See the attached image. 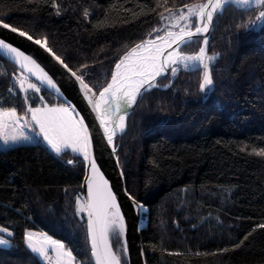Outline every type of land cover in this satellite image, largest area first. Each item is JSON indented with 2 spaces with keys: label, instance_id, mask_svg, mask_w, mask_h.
<instances>
[{
  "label": "trees",
  "instance_id": "1",
  "mask_svg": "<svg viewBox=\"0 0 264 264\" xmlns=\"http://www.w3.org/2000/svg\"><path fill=\"white\" fill-rule=\"evenodd\" d=\"M54 2L59 15L53 0H0V18L46 38L99 93L126 52L161 33L153 32L161 13L206 0ZM261 10L229 6L214 19L207 55H219L206 95L202 67L168 72L158 84L171 86L139 100L116 137L127 186L146 207L147 264H264V21L243 26ZM202 42L196 37L183 49L196 52ZM19 70L0 54L1 108L24 113L63 101L30 76L40 91L21 89ZM84 172L81 153H57L42 140L0 146V224L12 233L0 245V264H47L26 244L28 228L61 239L79 264H95L85 211H77ZM111 238L128 264L123 237Z\"/></svg>",
  "mask_w": 264,
  "mask_h": 264
},
{
  "label": "snow or ice",
  "instance_id": "2",
  "mask_svg": "<svg viewBox=\"0 0 264 264\" xmlns=\"http://www.w3.org/2000/svg\"><path fill=\"white\" fill-rule=\"evenodd\" d=\"M166 2V0H165ZM53 6L56 7L57 15L60 14L59 5L55 4L53 0ZM229 6H236L241 9L249 10L255 7L264 8V0H206L205 3L188 5L184 4V7L177 9L176 13H173L171 9H168L169 16L165 17L163 13L160 14L161 19H175L177 24L179 21H186L185 26L181 27L178 32L171 30L165 31L163 36L157 34L155 39H149L137 44L130 51H128L123 57L119 59V62L115 64V70L111 72V80L99 91V95H89L92 92L90 87L84 80L83 75H77L73 72L68 65L64 63L60 56H57L52 52L51 48H47L46 38L42 43L37 39L36 44L42 45L46 50L66 68L77 81L80 82L81 88L84 90V94L88 99V102L92 105L93 111L97 113L100 120V124L104 128V133L107 137L109 144H113V137L116 132H123L126 128V118L130 115L133 107L138 104L139 100H142L144 96L152 89L160 87L169 88V84H157V78L165 75L170 70L173 77L177 76L178 72L183 69L187 70H199L203 69L201 81L199 83V91L202 94H207L209 90L214 87V80L210 69V63L214 62L219 54L213 56L206 55V46L208 44V37L205 35L209 33L210 28L214 23L216 17L223 15L224 11ZM185 9L187 10L185 12ZM178 13V15H177ZM84 15L87 17L88 12L85 11ZM192 18H195V23H192ZM264 21V10L259 11L255 20L248 21L243 26L248 28L250 25L254 26L258 22ZM3 23L0 18V24ZM175 26V25H174ZM4 28H10V25L3 24ZM195 30L192 31L191 28ZM11 31L19 32V35L27 37L32 40L27 32L19 31V29L12 27ZM159 29H153V32L159 33ZM152 34L149 33V36ZM203 36V46L199 48V51L193 55H186L179 51L181 46L190 44L194 37ZM0 49H3L7 54H11L18 64L22 68H27V64H32L41 73L37 77L41 84L46 83L49 87L55 88L57 92L59 89L56 87L55 82L42 68L33 60L30 56L24 54L18 48L13 47L10 43L0 39ZM138 50H142L145 54H140ZM135 57V59H133ZM207 61V62H206ZM82 68H87L88 65H81ZM32 72L31 68L27 69ZM35 75V73H32ZM20 87L24 91L29 89L39 92V87L34 83H29L27 89L24 88V80H20ZM43 99V97H41ZM28 111L32 114L33 121L39 125L41 133L44 135V139L52 146V148L60 153L63 148H67L69 144L72 145L74 152L81 153L85 160L90 159V146L91 138L88 134L87 126L84 124L81 117L77 121H57L54 120L52 114L54 113H67V108H32L29 107ZM2 116V114H0ZM9 119L13 123L19 124V117L16 116V109L13 108L8 113ZM8 125L3 123L0 119V139H3L5 144L9 142H17L20 140L29 139L24 135L23 131L19 134H6L2 131ZM115 152V147H113ZM259 155H264V150H261ZM69 164L73 161L69 160ZM91 171L93 174L98 172L96 162L91 159ZM105 186L103 189L100 185L96 186V193H105L103 195L100 206L97 211V219H92V212H89L88 231L91 239L92 256L95 258L96 264H121V256L114 252L109 244L110 235L122 236L125 232L124 218L120 213L119 205L116 203V197L111 192V189L107 187V181H103ZM89 195H93L92 183H89ZM77 211L84 210L79 207V200L77 201ZM85 207L91 208V204L85 205ZM142 209V205H137ZM101 216L104 217L101 219ZM110 217V218H109ZM259 227L264 228V225ZM0 232L7 233L11 236L12 233L8 231L7 227H0ZM33 234L26 233L25 240L28 247L33 252L39 253L46 259L47 249L43 247H36L32 243ZM57 245L59 249H63V245L58 241L52 242ZM10 241L5 236L0 235V245H9ZM238 246V245H237ZM224 249L223 251H227ZM121 254L127 255V244H123L121 248ZM199 254V253H197ZM59 255H67L71 258V252L63 253Z\"/></svg>",
  "mask_w": 264,
  "mask_h": 264
},
{
  "label": "water",
  "instance_id": "3",
  "mask_svg": "<svg viewBox=\"0 0 264 264\" xmlns=\"http://www.w3.org/2000/svg\"><path fill=\"white\" fill-rule=\"evenodd\" d=\"M3 20V19H2ZM3 24L10 25V28H4ZM213 26V25H212ZM17 28L19 31L27 32L32 36V40L27 39L25 36L19 35V32L11 31V28ZM212 27L210 28L209 33H206L208 41L210 38V33ZM196 38V37H194ZM193 38V39H194ZM0 39L4 40L7 43H10L13 47L18 48L20 51L24 52L25 55L30 56L36 63L43 69L45 73L55 82L56 87L59 89V92L55 88L49 87L46 83L42 84L50 91H52L58 98H61L65 103H67L78 120L82 117L84 124L87 126L88 134L91 138L90 146V159L85 160V172L82 180V190L84 196L85 205L91 204L92 207H85V214L87 219V229L89 221V212H92V219L95 221L97 219V211L99 209V194L96 193L95 189L97 185L103 189V181H107V187L111 189V192L116 197V203L119 205L120 213L124 218L125 232L123 234L124 243L127 244V260L128 264H147L146 252L143 245V228L147 225L143 217V211L145 210V205L141 202L135 195H133L126 181L125 172L120 163L118 154H117V145L116 137L122 133L117 132L113 137V144H109L107 137L104 133V128L100 124V120L97 116V113L93 111L92 105L88 102L87 97L84 94V90L81 88L80 82L75 79L72 74L63 67L47 50L44 46L38 45L35 43L37 39L44 42L45 38L37 37L30 32L6 21L3 20V23L0 24ZM47 48H51L57 56H60L49 44L46 39ZM208 49V44H207ZM0 54L4 57L15 63L19 68L25 71L30 77L37 79L41 75L38 69H36L32 64L28 63L27 68H22L20 64L16 62L11 54H7L3 49H0ZM65 64L68 65V68H71L73 72L79 74L73 67H71L63 58L60 56ZM119 62V61H118ZM31 68L32 72H29L27 69ZM32 73H35L33 75ZM166 72L165 74H167ZM157 78L156 83L158 84ZM85 82L92 87V92L89 95L98 96L99 93H96L94 87L90 82L84 78ZM110 82V81H109ZM40 83V82H39ZM41 84V83H40ZM102 90V89H101ZM134 108V107H133ZM128 117L126 118V128H127ZM125 128V130H126ZM124 130V131H125ZM123 131V132H124ZM113 147H115V152H113ZM91 159H94L98 172L93 174L91 171ZM92 183L93 186V195H89V183ZM105 194V193H104ZM137 205H142L143 208L140 209ZM89 236V231H88ZM111 246V239L109 237ZM89 243L91 247V239L89 236ZM114 249V248H113ZM115 251V249H114ZM116 252V251H115ZM92 253V248H91ZM117 253V252H116ZM117 255H119L117 253ZM93 257V256H92ZM96 264L95 258L93 257ZM121 264H123L121 260Z\"/></svg>",
  "mask_w": 264,
  "mask_h": 264
},
{
  "label": "rangeland",
  "instance_id": "4",
  "mask_svg": "<svg viewBox=\"0 0 264 264\" xmlns=\"http://www.w3.org/2000/svg\"><path fill=\"white\" fill-rule=\"evenodd\" d=\"M194 4H201V3L198 2V3L188 4V5L191 6V5H194ZM183 7L184 6H181L178 9H181ZM172 11H173V13H176V10H172ZM186 11L187 10L185 9V12ZM163 15L165 17H168L169 16V12H166ZM177 15H178V13H177ZM191 22L195 23V18H192ZM185 23H186V21H179V23L177 24V21L175 19H163L162 26L159 28V30H160L159 32H161L159 35L163 36L165 34V31H167V30L178 32L181 27L185 26ZM191 30L193 31V28ZM155 37L156 36L150 37L147 40H149V39H153L154 40ZM201 46H202V44H201ZM180 49H181V52H184V53H193V51L191 52V51H189V50H187L185 48L183 49V46H181ZM140 51L141 50H138L139 53H140ZM133 59H135V57ZM19 69L20 70L18 72H16L19 75V79L17 81L19 86H20V80L23 79L24 80V88L25 89H27V85L29 83L36 84L39 87V89H40V86L37 84V82H35L31 78H29V75L25 71H23L21 68H19ZM168 72H170V70ZM27 91H31V89H29ZM30 107H32V108H42V109L45 108V107L46 108H67L69 110L67 113H54V114H52L53 119L57 120V121H67V122L77 121L78 120V118L75 115V113L72 110V108L67 103H65L64 101H54V102H51V103H48V102L47 103H41V104L33 105V106H30ZM13 108L14 107H6V108H1L0 107V110H3L5 112L4 114L6 115L5 116L6 119L9 120L10 122L12 120L9 119L8 113ZM16 116L20 118L19 119V124H15L14 123V126H10V124H9V126L5 130V133L11 135V134H19L21 131H23L24 135L28 136L29 139L20 140V141L14 142V143L13 142H9L8 144H5L3 142V139H0V146H8V145H11V144L26 143V142H33L35 140H42L43 142L48 144L49 147L53 151H55L52 148V146L48 143V141L44 139V135H43V133H41L39 125L36 124V122L33 121V119H32L31 112L28 111V112L20 113L16 109ZM4 123H6V122H4ZM64 149H68V150L73 151L71 144H69V146L67 148H63L62 150H64ZM75 153H78V152H75ZM80 207L83 208L84 211H85L84 197L80 200ZM0 227H6V226H3V225L0 224ZM8 231L11 232V229L8 228ZM29 232L33 234L32 243L36 247H43V248L47 249V254H48V251L51 250V249L56 251V253H57L56 264H79V261L76 259L74 253L66 245H64V243H63V241L61 239L55 237L54 235H52L48 231L42 230V229L28 228L25 231V235H26V233H29ZM0 235L5 236L7 239H9L7 233L0 232ZM122 237H123V235H122ZM110 239H111V243H112L111 235H110ZM9 241H10V239H9ZM56 241H58L60 244H62L64 246L62 250L59 249L55 243H52V242H56ZM25 242H26V240H25ZM123 242H124V240H123ZM26 244H27V242H26ZM112 245H113V243H112ZM113 248H114V246H113ZM115 251L117 252L116 249H115ZM61 252H63V253L71 252V258H69L67 255H59ZM34 253L37 254L41 259H43L46 262V258L44 256H41L37 252H34Z\"/></svg>",
  "mask_w": 264,
  "mask_h": 264
},
{
  "label": "built area",
  "instance_id": "5",
  "mask_svg": "<svg viewBox=\"0 0 264 264\" xmlns=\"http://www.w3.org/2000/svg\"><path fill=\"white\" fill-rule=\"evenodd\" d=\"M13 77L16 79V81H18V79H19L18 73L15 72L13 74ZM3 122H6L8 125L10 124V126H14V123L12 121L10 122L7 119H4ZM69 160L74 162V158L73 157H69L68 161ZM47 256L49 257V258L46 259V263L47 264H56L57 253H56L55 250H53V249L49 250Z\"/></svg>",
  "mask_w": 264,
  "mask_h": 264
},
{
  "label": "bare ground",
  "instance_id": "6",
  "mask_svg": "<svg viewBox=\"0 0 264 264\" xmlns=\"http://www.w3.org/2000/svg\"><path fill=\"white\" fill-rule=\"evenodd\" d=\"M192 28H193V31H194L195 28H194V27H192ZM192 28H191V29H192ZM148 38H149V37H148ZM145 40H146V39H145ZM142 42H143V41H142ZM140 43H141V42H140ZM140 43H139V44H140ZM135 46H136V45H135ZM135 46H134V47H135ZM202 46H203V44H202ZM132 48H133V47H132ZM132 48H131V49H132ZM131 49H130V50H131ZM130 50H129V51H130ZM179 51L181 52V49H179ZM198 51H199V50H198ZM198 51H197V52H198ZM182 53H183V54H186V55H193V54H195L196 52H193V53H184V52H182ZM140 54H145V53H143V51L141 50V51H140ZM206 54H207V47H206ZM122 57H123V56H122ZM117 132H118V131H117ZM117 132H116V133H117ZM103 195H105L103 192L99 194V206H100V201H101ZM103 218H104V217L101 216V219H103ZM109 218H110V217H109ZM109 244H110V241H109ZM110 246H111V244H110ZM111 248H112V250L114 251V249H113L112 246H111ZM114 252H115V251H114Z\"/></svg>",
  "mask_w": 264,
  "mask_h": 264
},
{
  "label": "crops",
  "instance_id": "7",
  "mask_svg": "<svg viewBox=\"0 0 264 264\" xmlns=\"http://www.w3.org/2000/svg\"><path fill=\"white\" fill-rule=\"evenodd\" d=\"M4 113H5V112H4L3 110H0V114H2V116H0V119H2V120H4V118L6 119V117H5L6 115H5ZM3 123H4V122H3ZM5 124H7V123H5ZM7 125H8V124H7ZM8 126H9V125H8ZM8 126H7V127H8ZM7 127H6V128H7ZM6 128H3V129H2V131H3L4 133H5Z\"/></svg>",
  "mask_w": 264,
  "mask_h": 264
}]
</instances>
